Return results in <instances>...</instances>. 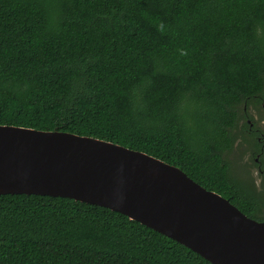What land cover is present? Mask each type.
Returning <instances> with one entry per match:
<instances>
[{
    "label": "trees",
    "instance_id": "16d2710c",
    "mask_svg": "<svg viewBox=\"0 0 264 264\" xmlns=\"http://www.w3.org/2000/svg\"><path fill=\"white\" fill-rule=\"evenodd\" d=\"M262 104L264 0H0V125L145 152L257 221L264 125L259 142L246 119ZM240 136L262 190L234 173ZM0 264L211 263L108 208L7 194Z\"/></svg>",
    "mask_w": 264,
    "mask_h": 264
},
{
    "label": "water",
    "instance_id": "95a60500",
    "mask_svg": "<svg viewBox=\"0 0 264 264\" xmlns=\"http://www.w3.org/2000/svg\"><path fill=\"white\" fill-rule=\"evenodd\" d=\"M7 194L108 208L211 264H264V221L247 217L178 167L110 141L0 125V195Z\"/></svg>",
    "mask_w": 264,
    "mask_h": 264
},
{
    "label": "rangeland",
    "instance_id": "374dc122",
    "mask_svg": "<svg viewBox=\"0 0 264 264\" xmlns=\"http://www.w3.org/2000/svg\"><path fill=\"white\" fill-rule=\"evenodd\" d=\"M248 110H249V114L257 119L259 125L263 126L264 121L261 120V117L264 111L258 108H254L252 106ZM239 124L242 128L241 123ZM253 152H254V146L253 145L248 146L247 143H244V140L241 141V136H240L238 137V140L235 143L233 151L230 153V155H228V158L232 163L234 173L238 177L242 179H247L252 177L253 179H255L256 183L259 184L260 180L256 174L255 165L253 164V160H255L256 158V156L253 155ZM257 187L258 189L262 190L261 185L260 186L258 185Z\"/></svg>",
    "mask_w": 264,
    "mask_h": 264
},
{
    "label": "flooded vegetation",
    "instance_id": "af4514ba",
    "mask_svg": "<svg viewBox=\"0 0 264 264\" xmlns=\"http://www.w3.org/2000/svg\"><path fill=\"white\" fill-rule=\"evenodd\" d=\"M262 105L264 106V104H262ZM247 113L249 114V111ZM246 120H247V123L249 125V127L247 129V134L250 135L252 138H253V135H254L255 136L254 138H256V140H258L259 142H261V140H262L263 137H262V134L260 132V129H259L260 128V125H259L257 119L252 116L251 118H248ZM241 141H243V138L242 137H241ZM254 155L256 156V158H255L256 174H257V176L259 177V180H260L259 181V184H257L256 181H255V183H256L257 186L258 185L260 186V184H261V178L259 176L260 173H261V170H260V161H259V159H260V153L254 152Z\"/></svg>",
    "mask_w": 264,
    "mask_h": 264
},
{
    "label": "clouds",
    "instance_id": "9594fccd",
    "mask_svg": "<svg viewBox=\"0 0 264 264\" xmlns=\"http://www.w3.org/2000/svg\"><path fill=\"white\" fill-rule=\"evenodd\" d=\"M182 54H186V53H182Z\"/></svg>",
    "mask_w": 264,
    "mask_h": 264
}]
</instances>
